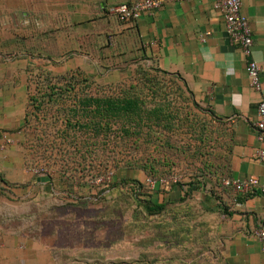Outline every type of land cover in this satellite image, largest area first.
Instances as JSON below:
<instances>
[{
    "label": "crops",
    "instance_id": "1",
    "mask_svg": "<svg viewBox=\"0 0 264 264\" xmlns=\"http://www.w3.org/2000/svg\"><path fill=\"white\" fill-rule=\"evenodd\" d=\"M133 1L0 0V19L13 21L20 30L45 31V36L33 38L29 48H23L18 34L19 40L9 45L13 59H2L7 47L0 40V136L12 140L0 149V264H69L99 259L118 249L110 244L103 251L98 236L87 239L86 220L67 228L76 229L75 240L65 234L64 221L39 222L43 217L38 216L39 207L32 212L34 203L27 206L40 189L54 195L52 203L69 202L59 177L39 179L25 164L22 126L29 68L56 75L80 70L99 83H116L126 78L128 57L136 55L147 65L178 76L193 99L224 125L231 179L254 177L264 182V161L257 155L264 152V139H257L254 128L257 104L264 101V0H240V13L252 38L251 58L260 67V91L249 86L245 60L226 38L223 16L214 9L216 0L167 3L132 24L117 22L111 10ZM104 69L110 71L103 75L99 71ZM204 183L175 185L163 194L173 200L191 191L207 208L219 212L207 236L212 240L211 252L203 255L220 264H264L255 236L264 228V195L236 197L232 190L213 187L208 180ZM56 188L61 191L55 192ZM47 209L51 214L76 213L67 205ZM94 217L95 211L89 219ZM156 244L164 248L159 253L166 252L165 246ZM174 251L186 253L182 248Z\"/></svg>",
    "mask_w": 264,
    "mask_h": 264
},
{
    "label": "trees",
    "instance_id": "2",
    "mask_svg": "<svg viewBox=\"0 0 264 264\" xmlns=\"http://www.w3.org/2000/svg\"><path fill=\"white\" fill-rule=\"evenodd\" d=\"M153 69L162 76H169L180 82L193 100L191 92L178 76ZM36 78L39 81L27 94L22 126L25 164L28 169H37L46 152L53 161L63 163L64 169L62 167L58 171V177L62 181L65 179V199L69 202L52 203L55 200L54 195L40 189L36 198L27 201V206L31 202L34 203L31 211L34 212L36 206L40 207L43 200L50 203L47 206L49 208L53 204L67 205L76 208V212L81 208L85 211L89 206H94L95 217L85 221L86 238L93 239L98 236L103 251L108 249L110 244L112 248L119 247L123 242L119 241V233L124 234L120 235V238H125L127 247L134 246L131 239L139 238L143 248L139 253L140 257L135 260L139 261V264H220L203 255L205 251L211 252L212 240L207 239V236L213 231L211 222L218 218L219 212L207 208L191 191L185 190L181 197L173 200L163 197L166 192L160 191V188L165 186L181 185L180 181L169 180L177 176L172 166L174 162H170V159L177 155L178 150H174L165 136L166 131L174 124L175 113H172L170 104H165L160 98V92L146 89L149 96H144V90L140 93H129V89L135 84L126 88L117 85L114 88L99 90L92 77L80 70L62 75L41 72ZM145 97H149V100ZM206 114L210 119H216L210 110H207ZM162 135H165L163 139ZM198 137L203 142L207 140L206 132H199ZM114 145L119 147L118 151ZM141 146L145 156L140 159L120 155L121 150L129 149L132 153L139 151ZM150 148L152 149L149 152ZM197 155L204 157L199 168L201 177L207 176L213 187L231 193V189L222 184L223 180L231 179L228 155L202 154L200 151ZM117 156H121L122 166L120 161L113 162L117 174L107 188L102 186L106 181V173H97L89 176L88 181L83 184L80 181L83 186H88L89 190L87 189V194L79 195V189L72 185V179L78 180L74 175L89 169L95 173L96 166L105 170L109 167L107 160L117 159ZM68 164L73 165V168L65 166ZM121 170L131 174L140 172L145 176V180L154 181L155 187L151 188L146 182L142 183L134 177H125L124 173L120 175ZM68 176L70 178H67ZM45 179L51 177L47 175ZM99 179L104 181L100 182L97 191L91 194L89 183ZM161 180L166 182L165 185L160 184ZM41 213L43 214L38 212L39 217L43 216ZM46 213L48 214L44 212ZM118 218L126 219L121 226L124 233L121 228L115 227ZM106 226L113 230H110L108 239L103 240L99 235ZM153 243H161L166 247V252L154 255L155 251H149ZM180 247L185 249L184 255L175 253L174 250L181 249ZM118 262L117 258L107 260L102 256L94 260L71 261L69 264Z\"/></svg>",
    "mask_w": 264,
    "mask_h": 264
},
{
    "label": "rangeland",
    "instance_id": "3",
    "mask_svg": "<svg viewBox=\"0 0 264 264\" xmlns=\"http://www.w3.org/2000/svg\"><path fill=\"white\" fill-rule=\"evenodd\" d=\"M44 30L41 31V33H37V30L34 28H26L23 27L22 30L17 28V25L13 21H3L0 19V40H3L6 43V50L3 52L2 59H13L14 53L12 50V46L9 47V45H13L14 41L19 40V35L21 33L22 36V46L23 48H29L30 44L34 39H37V36L44 35ZM19 34V35H18ZM45 36V35H44ZM127 65L130 67L125 72L126 78L123 81L116 82V83H99L95 79L94 82L97 84L99 90L108 89L109 87L114 88L115 86L119 85V87L126 88L130 84H135L131 89H129V93H140L141 91H145L144 96H149L150 94L147 93L146 89H150L151 91H157L160 92V98L165 101V104H170L172 113H175L174 115V124L171 127L169 131H166V136L162 135V139L168 138L171 142V144L174 147V150L177 149L178 153L177 155H174L171 157L170 162L173 161L174 164L172 165L174 167V173L177 175L176 177L179 178L180 184H198L200 182H203L205 180H208L209 182H212L207 176L201 177V174L199 172V168L201 167V161L204 160V157H199L197 155V152L200 151L202 154H219L223 156H227V140H228V132L227 129L224 127V125L221 122H218L216 120L210 119L206 111L205 106L197 103L194 99L192 100L187 93L182 88L180 82L175 80L172 77L169 76H162L159 73L155 72L152 66L147 65L143 62L142 58L138 56H132L128 57L127 59ZM110 69H104L100 70L103 75L108 73ZM43 71H39L35 68H29V70L26 71V96L28 92L32 91L35 87V84L39 81L36 76L37 74H40ZM45 73V72H43ZM56 75V74H51ZM143 95V94H142ZM147 100H149V97H145ZM35 124V123H34ZM206 132V141H202L199 139V132ZM25 140V139H24ZM114 148L116 151L119 150V147H116L114 145ZM143 146L139 148V151L130 153L129 149L121 150L120 155L126 156L127 158H130L133 156L135 160L140 159L145 156V154L142 153L141 150H143ZM152 148L149 149V152ZM108 154V152H106ZM39 153L37 156L39 157ZM117 156V159H109L107 160L109 163V167L107 169H102L96 166V171L94 173L93 170L89 169L87 171L82 172V174H76L74 175L75 179H78L77 181L72 179V185L75 186V189H79L82 194H87L88 186H83V182H87L89 179V176L95 175L97 173L99 174H105L106 173V181L99 179L96 181H92L89 183V186H91V194H94L99 185L100 182L104 181L105 183H102V186L104 188H107V185H109L112 181V179L116 178V171L113 167V162L120 161V157ZM157 156V155H156ZM43 161H40V164L38 165V170L35 175L38 176L39 179L45 178L47 175H49L51 178H58V171L61 170V168L64 166L61 162H55L52 158L48 157L47 152L43 156ZM57 160V158H56ZM37 163V162H36ZM112 166H111V165ZM63 165V166H62ZM68 167L73 168V165L68 164L65 165ZM95 166V165H94ZM120 166H122V162L120 161ZM78 168V166H76ZM41 170L39 171V169ZM75 168V167H74ZM64 169V167H63ZM101 169V170H100ZM100 170V171H98ZM71 174H74V172H70ZM125 177H134L138 179L140 182H145V176L142 173H129L124 172V170H121V174ZM71 176L70 174H68ZM119 175V174H118ZM67 178H70V177ZM198 176V177H197ZM65 179H63L64 181ZM81 181V183H80ZM67 182V181H66ZM107 182H109L107 184ZM105 184V185H103ZM205 184V183H204ZM79 186V188H77ZM101 187V189L103 188ZM172 186H168L167 188H160L163 192H166V189L171 188ZM71 189H73L71 187ZM205 189V188H204ZM74 190V189H73ZM89 190V189H88ZM61 189L56 188L55 192H59ZM155 196V195H154ZM180 196V195H179ZM162 196H160L161 198ZM166 198L170 199V197ZM178 196L176 197V199ZM50 203L43 202L41 203L39 210L43 212L42 217V223L46 222H61L64 221L66 223V233L70 234L72 238L75 240L78 238L79 235L76 233V229H69L67 228L71 226L72 224L75 225L77 223H81L82 221H88L90 220V215H93L94 212V206H89V210H86V212L78 211V213H70V212H59L60 214H44L46 212V207ZM117 224L116 228H121L122 233H124V230L122 229V224L125 222V218L121 220V218L116 219ZM77 228V226H76ZM112 228H108L106 226V229L102 230V234L99 235L101 238L108 239L109 232ZM113 230V229H112ZM60 231V230H59ZM85 236V233H83ZM124 234L119 233V241L121 244L119 245L117 251L111 252V254L108 252L106 253V256H103L105 259L109 260V258H115L119 260L118 264H139V261L137 258L140 257L139 253L142 251L143 248H141L140 240L137 239H131L134 246L127 247L125 246V238H120ZM75 249L77 248V245H74ZM164 249L160 245L153 243L149 247V251H155V254H158L160 250ZM76 251V250H75ZM122 260V261H121ZM127 260V261H126ZM134 261V262H132ZM151 264H157V263H151Z\"/></svg>",
    "mask_w": 264,
    "mask_h": 264
},
{
    "label": "built area",
    "instance_id": "4",
    "mask_svg": "<svg viewBox=\"0 0 264 264\" xmlns=\"http://www.w3.org/2000/svg\"><path fill=\"white\" fill-rule=\"evenodd\" d=\"M183 0H134L129 4H121L111 10L117 22L121 24H132L136 22L141 15L146 13H153L160 10L167 3H175ZM214 9L217 10L224 20V32L227 40L232 46H236L241 52L245 60V71L249 80V86L255 90L260 91L259 65L251 58L252 54V38L247 19L241 15V1L240 0H216L214 2ZM257 120L254 124L257 139H264V101L261 100L256 108ZM7 136H0V149L3 150L5 146L11 144ZM260 161H264V152L257 153ZM33 173L38 169H30ZM41 169H39L40 171ZM171 182L179 181V178L174 176L169 179ZM169 181V182H170ZM146 184L151 188L155 187V182L146 179ZM165 181L161 180L160 184L165 185ZM223 186L232 190L234 195L251 194L258 192L264 195V182L257 178L248 177L241 180L225 179L222 182ZM255 236L258 238L261 250L264 252V228L257 230Z\"/></svg>",
    "mask_w": 264,
    "mask_h": 264
}]
</instances>
